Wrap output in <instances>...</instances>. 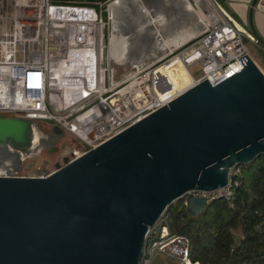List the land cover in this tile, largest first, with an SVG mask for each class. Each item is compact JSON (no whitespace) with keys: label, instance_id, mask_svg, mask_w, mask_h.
<instances>
[{"label":"water","instance_id":"water-1","mask_svg":"<svg viewBox=\"0 0 264 264\" xmlns=\"http://www.w3.org/2000/svg\"><path fill=\"white\" fill-rule=\"evenodd\" d=\"M257 1L240 26L264 52ZM239 62L232 77L195 85L44 178L0 176V264H140L149 229L175 201L191 217L204 212L209 204L190 193L224 188L230 168L264 156V75ZM38 124L0 118L1 170L40 149Z\"/></svg>","mask_w":264,"mask_h":264},{"label":"built area","instance_id":"built-area-1","mask_svg":"<svg viewBox=\"0 0 264 264\" xmlns=\"http://www.w3.org/2000/svg\"><path fill=\"white\" fill-rule=\"evenodd\" d=\"M105 3L0 0V49L10 50L6 55L0 52V118L49 121L77 136L85 150L74 153L69 161L115 137L195 85L205 80L214 85L232 77L243 69L239 62L243 56L251 59L245 30L219 1L212 0L201 11L202 18L198 16L201 31L175 46L165 45L163 53L153 59L136 61L116 81L110 52L104 55L103 51ZM91 22L95 23L93 33L85 36L80 23ZM71 60L77 61L79 84L72 89L75 103L66 108L64 96L57 94L54 82L56 72ZM182 71L188 75V84L184 83ZM15 172L0 169V176H16ZM240 174L239 166H233L226 187L190 195L207 204L223 200L232 207L233 179ZM188 249L187 240L171 234L163 217L147 233L140 264H154L162 254L180 264H191Z\"/></svg>","mask_w":264,"mask_h":264},{"label":"rangeland","instance_id":"rangeland-1","mask_svg":"<svg viewBox=\"0 0 264 264\" xmlns=\"http://www.w3.org/2000/svg\"><path fill=\"white\" fill-rule=\"evenodd\" d=\"M105 1L107 3H105V8L102 11L103 23H105V48L103 51L104 55L108 54V50L112 53L111 58L113 59L114 79L116 81H120L136 61L153 59L163 53L165 45L175 46L182 43V39L185 37L195 33L199 19L198 13L192 12L196 11L194 5H198L200 11L206 9V4H201V2L197 4L194 0H187L189 1L187 5L185 0H142L144 5H141L149 12L150 16L156 18V24L152 27L148 25V18L142 15L135 2H124L113 14V22L116 26L114 30L109 12L105 11L106 6L113 0ZM208 1L212 2V0ZM188 6L190 9L193 7L194 10H188ZM240 25L246 28L245 23H240ZM244 37L252 61L264 75L263 50L248 33ZM158 38L159 42H157ZM182 77L184 83L188 84L190 81L187 80L188 76L182 75ZM52 126L53 123L49 121L39 122L37 126L38 135L44 143L41 141L40 149H36L27 157L21 166H13L17 167L16 176L46 177L56 170L57 165L63 166L65 161H69L74 153L85 150L84 144L77 136L64 132L63 136L57 137L52 133ZM4 161H2V165L7 164ZM238 234L236 232V235ZM154 264H180V262L162 254L157 257Z\"/></svg>","mask_w":264,"mask_h":264},{"label":"trees","instance_id":"trees-1","mask_svg":"<svg viewBox=\"0 0 264 264\" xmlns=\"http://www.w3.org/2000/svg\"><path fill=\"white\" fill-rule=\"evenodd\" d=\"M239 168L232 207L218 200L191 217L179 199L167 211L171 234L188 242L191 264H264V156Z\"/></svg>","mask_w":264,"mask_h":264},{"label":"bare ground","instance_id":"bare-ground-1","mask_svg":"<svg viewBox=\"0 0 264 264\" xmlns=\"http://www.w3.org/2000/svg\"><path fill=\"white\" fill-rule=\"evenodd\" d=\"M129 1H133L135 2L138 7L140 12L142 13V15L146 16L148 18V25L150 26H154L156 23V18L152 17L149 15V12L141 5V0H113L111 2V4H109L107 11L109 12V17L111 19V21L113 22V14H115V11L118 7H120L121 5H123L124 2H129ZM186 5L188 4L189 1L185 0ZM196 2L199 4L201 2L204 4H208L207 0H196ZM189 7V6H188ZM196 7V11L198 10V5H195ZM190 11H192V9H189ZM196 11H192L195 12L196 14L198 13L199 18H202L203 14L201 13L200 10ZM114 24V30H115V23ZM88 26V27H87ZM80 28L81 30L84 32V35H88V33H93V28H95V23L91 22L89 24H83L80 23ZM84 29V30H83ZM114 36V35H113ZM190 38V36L185 37L184 39H182V41H186ZM181 41V42H182ZM89 42L92 44L93 43V38L90 37L89 38ZM166 44V43H165ZM180 44V43H178ZM101 46V43H100ZM1 54L6 55L8 53H10L9 49H5L2 47V49H0ZM112 53H110V58H111ZM70 64H66V66L60 70H58L56 72V80L54 82V84L56 85V89L55 91H57L58 95L64 96V98L62 99V101L64 102V106L67 108L70 105H72L73 103H75V97L73 95V88L79 84V81L77 80V61L76 60H71L69 62ZM182 75H187V73L182 71ZM188 76V75H187ZM58 102V101H57ZM61 102V100H60ZM60 107H57V111L59 110ZM14 170V168H12ZM11 171V170H9Z\"/></svg>","mask_w":264,"mask_h":264},{"label":"crops","instance_id":"crops-1","mask_svg":"<svg viewBox=\"0 0 264 264\" xmlns=\"http://www.w3.org/2000/svg\"><path fill=\"white\" fill-rule=\"evenodd\" d=\"M252 2L253 0H223V3H220L239 24L245 23V26L248 27L249 12ZM192 9L194 10L193 7ZM252 25L257 35L264 42V0H258L255 7L252 9Z\"/></svg>","mask_w":264,"mask_h":264},{"label":"flooded vegetation","instance_id":"flooded-vegetation-1","mask_svg":"<svg viewBox=\"0 0 264 264\" xmlns=\"http://www.w3.org/2000/svg\"><path fill=\"white\" fill-rule=\"evenodd\" d=\"M56 1H57V0H56ZM7 150H8V149H7ZM7 150H6V149H5V151L3 150L4 153L13 154V152H12L13 150H8V151H7ZM18 153H19V152H18ZM18 153H16L17 156H19L20 154H22V153H19V155H18ZM16 162H17V161H16ZM15 165H16V163H15Z\"/></svg>","mask_w":264,"mask_h":264}]
</instances>
